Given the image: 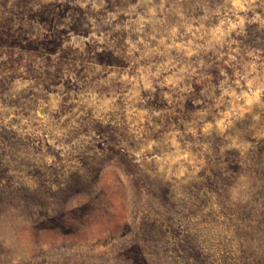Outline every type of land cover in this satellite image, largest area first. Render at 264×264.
I'll return each instance as SVG.
<instances>
[{
    "label": "clouds",
    "instance_id": "1",
    "mask_svg": "<svg viewBox=\"0 0 264 264\" xmlns=\"http://www.w3.org/2000/svg\"><path fill=\"white\" fill-rule=\"evenodd\" d=\"M45 35L54 54L0 46V264H124L132 241L145 264H264V0H28L3 38ZM36 169L61 177L52 192L120 176L131 231L41 238L39 205L14 195L41 192Z\"/></svg>",
    "mask_w": 264,
    "mask_h": 264
},
{
    "label": "rangeland",
    "instance_id": "2",
    "mask_svg": "<svg viewBox=\"0 0 264 264\" xmlns=\"http://www.w3.org/2000/svg\"><path fill=\"white\" fill-rule=\"evenodd\" d=\"M28 0H18L17 9L5 15L0 13V46L9 45V47L19 46L22 52L34 53L38 56H43L44 52L55 53L56 48L59 47L57 40H49L45 35L43 40L37 36L36 41H30L29 43L21 44L19 39H4L3 36L12 35V24L15 20L19 19L23 21L26 4ZM63 13H61V16ZM29 20H36L37 14H29ZM39 22L48 26V31L51 32L54 27L52 19H49L47 15L39 14ZM74 31H78L76 26H73ZM21 32V36L24 40H28V36L24 35V30L17 29ZM66 34V33H61ZM85 34H87L85 32ZM35 35V32H33ZM46 42V43H45ZM54 45L55 47H52ZM23 60V56L17 58L15 63H19ZM48 63H51L50 57H48ZM13 67L15 64L12 65ZM29 72H32V66H28ZM60 69H57V79L53 83L59 80ZM45 77H51L52 73L45 69ZM47 87V85H45ZM7 139V137H5ZM98 147H103L99 145ZM258 154L264 155V145L258 148ZM128 174L131 173V169L124 165ZM28 175L40 182L41 192L39 194L31 193L25 187H21L15 192V196L22 201H27L31 205H39L40 211L38 213L41 217L40 223L35 227L34 231L41 237L52 236H68L76 235L81 232L82 229L93 228L97 226V223L103 221L109 225L115 226L116 223H120L125 232H130L127 219L124 218L123 203L124 193L121 189L123 181L120 176L105 175L98 169H91V175L81 176L79 173L72 172L64 178L63 185L58 192H52L47 188V181L50 179L52 183H59L61 177L55 170L45 171L36 169L29 172ZM4 173H0V180L4 179ZM136 182V187H138ZM7 184L11 185V178L7 180ZM134 194V193H133ZM12 193L5 194L0 192V203ZM169 189H156L154 201L159 207L160 204L167 205ZM56 201V208L53 209L51 202ZM66 206L70 210H65ZM144 227L147 231H150L156 227L155 221H149L145 219ZM141 247L138 243L132 241L127 244L124 250L120 253L124 258V264H145L141 257Z\"/></svg>",
    "mask_w": 264,
    "mask_h": 264
}]
</instances>
